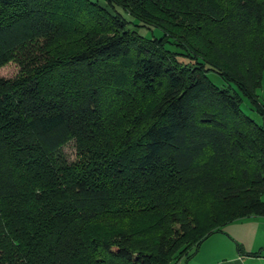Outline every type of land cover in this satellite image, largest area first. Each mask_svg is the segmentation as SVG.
Masks as SVG:
<instances>
[{
    "label": "trees",
    "instance_id": "16d2710c",
    "mask_svg": "<svg viewBox=\"0 0 264 264\" xmlns=\"http://www.w3.org/2000/svg\"><path fill=\"white\" fill-rule=\"evenodd\" d=\"M105 1L0 0V264H185L264 215V0Z\"/></svg>",
    "mask_w": 264,
    "mask_h": 264
},
{
    "label": "crops",
    "instance_id": "0c3cea01",
    "mask_svg": "<svg viewBox=\"0 0 264 264\" xmlns=\"http://www.w3.org/2000/svg\"><path fill=\"white\" fill-rule=\"evenodd\" d=\"M259 249L260 253H253ZM185 264H264V215L224 224L222 231L210 234Z\"/></svg>",
    "mask_w": 264,
    "mask_h": 264
},
{
    "label": "rangeland",
    "instance_id": "374dc122",
    "mask_svg": "<svg viewBox=\"0 0 264 264\" xmlns=\"http://www.w3.org/2000/svg\"><path fill=\"white\" fill-rule=\"evenodd\" d=\"M130 19H132L130 17ZM129 27H132L134 29H136V31L138 33H140L141 35H145L147 37H152L153 35H159L161 34V29L158 27H148V26H142V25H138V24H134L133 22H130L128 24ZM167 45L169 47H172V44L167 43ZM19 66L14 62V61H9L6 64L0 66V76L3 77H12L14 76L17 72H18ZM208 76L217 84H221L222 83V78L220 77V75L214 71H208ZM258 95L260 100L264 101V73H263V77H262V85L260 88H258ZM246 101L244 100L242 102V107L244 108V110H246L247 112H249V109L247 108L246 105ZM252 115L257 119V120H261L259 115L255 112L252 111ZM64 151L66 152V154L70 157L73 158L74 154H75V149L73 146L72 142H68L65 144L64 146ZM224 226V225H223ZM202 244V243H201Z\"/></svg>",
    "mask_w": 264,
    "mask_h": 264
},
{
    "label": "water",
    "instance_id": "95a60500",
    "mask_svg": "<svg viewBox=\"0 0 264 264\" xmlns=\"http://www.w3.org/2000/svg\"><path fill=\"white\" fill-rule=\"evenodd\" d=\"M89 1L92 3H97L101 8L105 9L107 12L114 14V11L105 0H89Z\"/></svg>",
    "mask_w": 264,
    "mask_h": 264
}]
</instances>
